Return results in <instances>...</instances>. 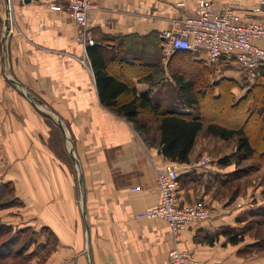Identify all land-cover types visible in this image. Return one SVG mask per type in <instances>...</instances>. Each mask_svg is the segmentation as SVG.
Listing matches in <instances>:
<instances>
[{
  "label": "crops",
  "instance_id": "crops-1",
  "mask_svg": "<svg viewBox=\"0 0 264 264\" xmlns=\"http://www.w3.org/2000/svg\"><path fill=\"white\" fill-rule=\"evenodd\" d=\"M91 1L96 7L88 15L92 45L79 41L82 31L65 12L49 10L54 0H11L8 32L0 5V158H8L0 184L14 190L17 206H24L16 218L25 220L35 240L45 229L39 233L42 253L31 256L37 260L43 254L44 264H168L173 241L167 225L137 215L158 203L157 171L176 165L178 174L197 176V182L180 184L179 202L202 198L216 210L214 218L188 226L179 248L201 264H244L238 251L245 242L231 245L221 235L239 224L243 211L230 208L221 196L227 168L199 162L211 138L202 139L187 165L165 159L100 103L86 53L88 47L103 45L119 49V60L125 62L160 63L162 82L151 87L134 78L135 89L150 92L163 111L183 110L157 98L165 83L176 91L159 33L190 15L198 0ZM205 1L215 13L233 2ZM263 4L239 0L241 22L264 24ZM194 59L206 62V53ZM204 235L218 239L209 245L202 242Z\"/></svg>",
  "mask_w": 264,
  "mask_h": 264
},
{
  "label": "trees",
  "instance_id": "trees-1",
  "mask_svg": "<svg viewBox=\"0 0 264 264\" xmlns=\"http://www.w3.org/2000/svg\"><path fill=\"white\" fill-rule=\"evenodd\" d=\"M1 29L0 19V36ZM115 48L94 45L88 47L86 51L99 100L109 111L130 123L143 143L158 148L165 159L182 166L189 163V156L199 145L201 135L223 142L236 139V151L219 158L218 165L223 168L233 166L238 171L241 162L255 158L256 169L264 168V65L257 68L251 88L246 90L245 95L235 100L231 91V88L236 86L234 80L230 78H221L213 82L208 80L213 77L218 66H227L228 63H234L233 60L222 57L217 64H210L194 59L195 54L189 51H176L168 59L167 70L176 87V94L183 110L163 111L153 100L150 92L137 93L132 80L137 78L138 82L155 87L163 80L162 65L119 60L117 55L119 49ZM210 67L214 68V72ZM207 96L209 103L203 104L201 99ZM222 96L224 99L220 101ZM205 105L215 108L210 110ZM221 111L228 113L229 117L235 116L236 120L217 121L214 115ZM249 124L253 130L251 134L248 130ZM235 173L241 177L243 170ZM186 175L179 174V186L184 182H197L194 172ZM227 182L228 179L222 181L221 186L225 187ZM17 204L10 184H0V210ZM263 225L260 221L247 225L243 236L232 233L229 228L224 229L221 235L226 237L231 245H237L243 243L247 232ZM11 230L10 226L0 224V264L15 260L20 264L24 263L20 256L22 250L15 248L23 231L17 230L12 234ZM44 230L41 231L44 233ZM201 239L202 242L211 245L218 238L216 235H204ZM254 249L264 251V237L246 244L238 254L243 255Z\"/></svg>",
  "mask_w": 264,
  "mask_h": 264
},
{
  "label": "built area",
  "instance_id": "built-area-1",
  "mask_svg": "<svg viewBox=\"0 0 264 264\" xmlns=\"http://www.w3.org/2000/svg\"><path fill=\"white\" fill-rule=\"evenodd\" d=\"M56 1L48 5L49 10L65 12L81 29L79 41L84 42L88 37V15L96 9L93 2ZM3 4L4 19L10 29L11 0H3ZM239 8V0H233L220 13H215L207 1L198 0L190 15H185L178 24L159 33V46L164 57L167 59L176 51L206 53V61L210 64H217L220 58L225 57L233 60L248 78L253 79L257 68L264 65V24L242 23L237 14ZM258 42L263 45H258ZM87 44L92 45V40L88 38ZM204 159H200L201 165L205 164ZM178 172L176 165L157 171L158 203L138 214L137 218L160 219L167 225L173 241V247L167 252L168 264H201L179 248L181 236L190 224L214 218L216 212L208 208L202 198L189 204L179 202Z\"/></svg>",
  "mask_w": 264,
  "mask_h": 264
},
{
  "label": "rangeland",
  "instance_id": "rangeland-1",
  "mask_svg": "<svg viewBox=\"0 0 264 264\" xmlns=\"http://www.w3.org/2000/svg\"><path fill=\"white\" fill-rule=\"evenodd\" d=\"M56 1V0H54ZM57 2V1H56ZM0 5H3V0H0ZM2 15V13H0ZM1 23L3 22L2 18ZM2 32V29H1ZM226 70H215V73L213 74V77H211L209 82H213L215 80H220L221 78H230L235 81L236 86L231 88V91L234 95V99L237 100L241 96L245 95L246 90L251 88V86L254 84L253 79L248 78L246 75H244L239 69L236 64L233 62L228 63ZM212 67H210L211 69ZM213 69V70H212ZM211 70L214 72V68ZM163 87H166V89L160 94V97L163 100H167L165 104L167 103H174L178 106V109L183 108L181 101L178 99L176 91L172 92L171 89H168L169 86L167 83L163 84ZM199 87V86H198ZM210 91V90H209ZM208 98V99H207ZM201 99V102L204 104L209 103V97ZM154 99H156V95L154 96ZM224 97L222 96L220 98V101H223ZM160 100V99H159ZM171 103V104H172ZM222 103V102H220ZM206 108L210 110H214L215 107L205 105ZM228 113L218 112L216 113V119L218 120H225L227 122H232L236 120L235 116L229 117L227 116ZM244 118V117H243ZM250 124L248 126V130L250 134L253 132L252 128H250ZM205 138L203 135L199 137V143H201L202 139ZM236 139H231L228 142H223L219 140H213L212 138L208 141L209 142V152L207 156H205V164L206 165H215L217 167H220L218 165L219 158H222L225 155L232 154L236 151ZM201 158H199L200 160ZM201 161V160H200ZM199 161V162H200ZM6 162H8V158L2 157L0 158V170L5 166ZM257 161L255 158L244 160L241 162V165L239 167V170L233 166L227 167V175L224 178H227L229 182H227L226 186L222 188L221 196L226 199V204L230 205V208L234 209H241V220L238 222L235 227H232L229 229L232 233L236 235L243 236L245 233V227L250 224H255L256 221H260L262 224H264V168L257 170L256 166ZM255 168H254V167ZM253 167V170L251 168ZM224 170L225 168L222 167ZM259 169V168H258ZM243 175L241 177H238V174L236 172H242ZM3 174H0V179H2L1 176ZM223 179V177H222ZM219 189V188H218ZM15 207L17 205H14ZM18 208L9 210L2 209L0 210V223L6 224L7 226H10L12 228L11 233L14 234L17 232V230H22L23 233L20 234L19 239L17 241L16 247L18 249H21L22 252L20 256L23 258L22 264H44V257L43 254L40 256H37V260H34L31 256V253L34 251H41L39 253H42V250L40 248L41 243V237L40 234H42V231L40 230L39 233L36 235V240L34 239V235H31V229L25 228V220L19 219L17 220V216L15 215V212H21L24 209V206L21 204L20 206H17ZM208 208L214 209L212 207L207 206ZM249 208V210H247ZM215 210V209H214ZM231 210V209H229ZM245 211V212H244ZM216 212V210H215ZM264 237V225L259 228H254L253 230L247 232L244 235V246L250 242H254L260 238ZM37 243V246H36ZM35 257V256H34ZM241 257L244 258V264H264V251H258L256 249L251 250L249 253H245L241 255ZM36 258V257H35ZM5 264H20L18 260L15 261H6Z\"/></svg>",
  "mask_w": 264,
  "mask_h": 264
},
{
  "label": "water",
  "instance_id": "water-1",
  "mask_svg": "<svg viewBox=\"0 0 264 264\" xmlns=\"http://www.w3.org/2000/svg\"><path fill=\"white\" fill-rule=\"evenodd\" d=\"M4 29H5V32H8L9 31V26L7 24V21L5 20V23H4ZM2 41H3V38H2Z\"/></svg>",
  "mask_w": 264,
  "mask_h": 264
}]
</instances>
